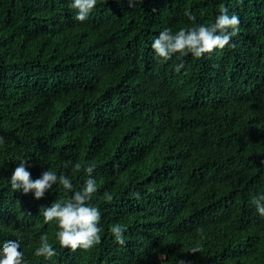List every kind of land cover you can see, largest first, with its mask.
<instances>
[{"label": "trees", "instance_id": "16d2710c", "mask_svg": "<svg viewBox=\"0 0 264 264\" xmlns=\"http://www.w3.org/2000/svg\"><path fill=\"white\" fill-rule=\"evenodd\" d=\"M70 3L0 0V242L18 240L25 264H264L252 204L264 193V0H102L84 22ZM222 8L240 18L232 46L164 63L150 54L164 28L192 25L187 12L207 25ZM21 160L32 179L55 170L74 190L96 166L100 244L59 245L42 208L72 193L14 192ZM39 233L56 248L50 261L34 254Z\"/></svg>", "mask_w": 264, "mask_h": 264}, {"label": "clouds", "instance_id": "9594fccd", "mask_svg": "<svg viewBox=\"0 0 264 264\" xmlns=\"http://www.w3.org/2000/svg\"><path fill=\"white\" fill-rule=\"evenodd\" d=\"M101 1L71 0L70 7L76 10L75 19L84 22L96 16V11L93 9ZM141 2L142 0H129L128 6L133 7ZM186 15L192 22L190 27L180 28L175 33L170 28H164L152 41L150 54L154 55L155 60L163 63L168 60H182L189 54L201 58L206 53L210 54L214 50H223L232 46L230 42L240 31V18L235 14L229 15L227 8L220 9L215 20L207 25L196 23V17L191 12H187ZM113 35L112 31L106 34L104 42L107 47ZM183 67V63L179 62L175 70L179 72ZM0 143H3L2 137H0ZM81 167L79 163L75 165L76 170H80ZM95 167L94 164H89L83 168L87 178L80 190H74L69 176L58 175L55 170H45L39 178L32 179L31 172L26 167V160H21L19 166L12 172L10 186L14 192L23 194L31 192L35 199H40L46 192H50L54 185L59 184L72 193L67 200H58L52 202L47 208H42L44 222H56L58 227L56 240L62 248L73 251L77 248L89 250L101 243V211L91 203L98 191L97 182L93 176ZM133 195L139 198V193H133ZM112 199L113 197L109 194L107 200ZM252 204L257 213L264 216V193L254 196ZM110 231L118 244L126 243L124 237L126 228L123 225L114 224ZM31 241H33L32 245L39 244L34 253L37 257L50 261L57 255L56 248L49 243L46 235L42 233L32 235ZM193 251L196 250L193 249ZM0 264H25L24 253L21 251L18 240L0 242ZM179 264L184 262L180 261Z\"/></svg>", "mask_w": 264, "mask_h": 264}, {"label": "rangeland", "instance_id": "374dc122", "mask_svg": "<svg viewBox=\"0 0 264 264\" xmlns=\"http://www.w3.org/2000/svg\"><path fill=\"white\" fill-rule=\"evenodd\" d=\"M97 6H98V4L96 5V7H97ZM96 7H95V8H96ZM95 8L93 9V11L95 10Z\"/></svg>", "mask_w": 264, "mask_h": 264}]
</instances>
